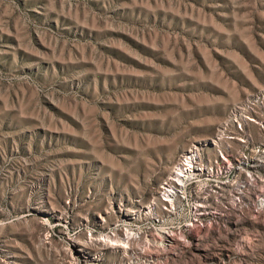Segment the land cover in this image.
<instances>
[{"label":"rangeland","instance_id":"374dc122","mask_svg":"<svg viewBox=\"0 0 264 264\" xmlns=\"http://www.w3.org/2000/svg\"><path fill=\"white\" fill-rule=\"evenodd\" d=\"M263 87L264 0H0V264H264L253 213L186 244L123 239ZM108 232L124 256L93 255Z\"/></svg>","mask_w":264,"mask_h":264},{"label":"built area","instance_id":"2783aa9c","mask_svg":"<svg viewBox=\"0 0 264 264\" xmlns=\"http://www.w3.org/2000/svg\"><path fill=\"white\" fill-rule=\"evenodd\" d=\"M143 206L137 214L123 213L137 228L124 234L125 242L141 234L147 242L186 244L188 236L246 213L264 215V87L233 105L210 138L181 152ZM100 241L112 250L126 247L110 232ZM102 249L93 255H103Z\"/></svg>","mask_w":264,"mask_h":264},{"label":"bare ground","instance_id":"6f19581e","mask_svg":"<svg viewBox=\"0 0 264 264\" xmlns=\"http://www.w3.org/2000/svg\"><path fill=\"white\" fill-rule=\"evenodd\" d=\"M144 209V207H142V209H136V208H134V210L132 209L131 211H130V213L129 214H137V213H139V212H141L142 210ZM128 233V232H127ZM101 240V239H100ZM123 242V241H122ZM94 243V242H93ZM98 243V242H97ZM86 245V244H85ZM96 246V245H95ZM117 247H115V248H113V250H112V248H110V247H104L103 249H102V252H104V251H113V252H124L125 253V249L127 248V247H124V246H122V245H116ZM85 248H83V249H81V251H85L84 250ZM105 253V252H104Z\"/></svg>","mask_w":264,"mask_h":264}]
</instances>
